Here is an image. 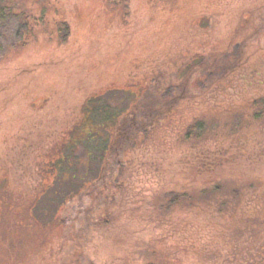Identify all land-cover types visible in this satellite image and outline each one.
Masks as SVG:
<instances>
[{
    "label": "rangeland",
    "instance_id": "obj_1",
    "mask_svg": "<svg viewBox=\"0 0 264 264\" xmlns=\"http://www.w3.org/2000/svg\"><path fill=\"white\" fill-rule=\"evenodd\" d=\"M16 1L0 264H264V0ZM90 98L110 120L69 145Z\"/></svg>",
    "mask_w": 264,
    "mask_h": 264
},
{
    "label": "trees",
    "instance_id": "obj_2",
    "mask_svg": "<svg viewBox=\"0 0 264 264\" xmlns=\"http://www.w3.org/2000/svg\"><path fill=\"white\" fill-rule=\"evenodd\" d=\"M17 5L18 4L16 0H0V51L2 49L1 46L3 42L11 43L13 42V40L20 38L22 34L28 30L29 17L28 15H25V13L22 12V10H20ZM93 99L94 98H90L85 103L83 107V111H84L83 115L85 114L88 117L89 121L93 125L96 126L97 131L94 132L93 130H86L82 125V118H81L79 127L76 128L77 130H75L77 135H75V131L71 133L69 145L72 142L85 137L86 135L90 134L93 136L94 134H98L99 133L98 125L100 124V126L103 127L105 124V121L110 120L109 105L106 104L105 106H100V104L98 103V100L97 99L93 100ZM251 106L253 110V118L257 120L263 119L264 118V96L261 98L254 99L252 101ZM103 109H104V112L102 111ZM101 112H103V114L101 116H98V114ZM94 120L98 121V125L93 122ZM204 125L205 124L203 122L196 121L194 124H192L188 128L186 132V136L191 138L193 136L196 137L200 135L202 133V129L204 128ZM80 130H85V132L83 133V136H79ZM107 144H108V139H107ZM103 146H105L104 142H103ZM104 161H103V165L105 163ZM59 166H60V163L57 160L56 162L53 163L51 169L47 172L48 173L52 172L55 168H59ZM104 170H106V172H104L103 176L108 175L107 173L111 174V170H109L108 165L107 167H105ZM102 171L103 169L101 168V171H100L101 174H102ZM185 196H186L185 192L180 193V194L179 193L178 194L177 193H172V194L165 193L163 196L164 201L163 200L160 201L158 207L168 209L167 206L165 205L167 203L169 204L168 206H170L171 208L170 203H173L176 200L182 199Z\"/></svg>",
    "mask_w": 264,
    "mask_h": 264
}]
</instances>
